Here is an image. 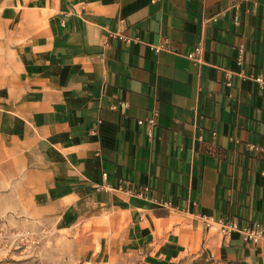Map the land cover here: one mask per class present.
<instances>
[{
	"label": "crops",
	"instance_id": "obj_1",
	"mask_svg": "<svg viewBox=\"0 0 264 264\" xmlns=\"http://www.w3.org/2000/svg\"><path fill=\"white\" fill-rule=\"evenodd\" d=\"M0 15L25 38L0 85V232L99 224L81 264H264V239L222 234L264 228V0H0Z\"/></svg>",
	"mask_w": 264,
	"mask_h": 264
},
{
	"label": "rangeland",
	"instance_id": "obj_2",
	"mask_svg": "<svg viewBox=\"0 0 264 264\" xmlns=\"http://www.w3.org/2000/svg\"><path fill=\"white\" fill-rule=\"evenodd\" d=\"M19 28L0 15V85L11 82L16 74V52L25 39ZM100 236L99 224L93 229L87 223L73 232H60L58 238L33 235L36 244L31 246L14 242L11 234L0 232V264H81Z\"/></svg>",
	"mask_w": 264,
	"mask_h": 264
},
{
	"label": "built area",
	"instance_id": "obj_3",
	"mask_svg": "<svg viewBox=\"0 0 264 264\" xmlns=\"http://www.w3.org/2000/svg\"><path fill=\"white\" fill-rule=\"evenodd\" d=\"M202 49L196 48L193 53L189 55V58L193 60H198L199 56L201 55ZM243 48H240V60L242 58ZM259 83H262V79H257ZM228 86H231L230 83L227 84ZM150 124H154V120L151 119L148 121ZM140 124H143L142 121L139 122ZM233 232H239L241 233L247 240L258 244L264 239V228L263 227H248V228H239L234 223H223L222 224V234L224 236H228ZM11 236L14 238V242H19V244H28L31 246H34L36 244V241L33 238V235L29 233L24 232H17V233H11ZM36 264H42L41 262H37Z\"/></svg>",
	"mask_w": 264,
	"mask_h": 264
}]
</instances>
